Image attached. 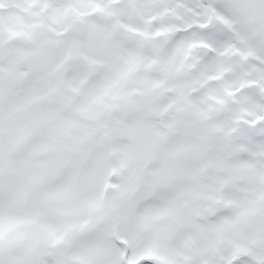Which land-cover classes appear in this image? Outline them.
<instances>
[{
	"label": "snow or ice",
	"instance_id": "6c2138e0",
	"mask_svg": "<svg viewBox=\"0 0 264 264\" xmlns=\"http://www.w3.org/2000/svg\"><path fill=\"white\" fill-rule=\"evenodd\" d=\"M0 264H264V0H0Z\"/></svg>",
	"mask_w": 264,
	"mask_h": 264
}]
</instances>
